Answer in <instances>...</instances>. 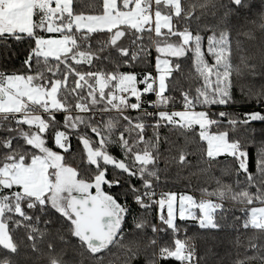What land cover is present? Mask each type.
Instances as JSON below:
<instances>
[{
  "label": "snow or ice",
  "instance_id": "obj_1",
  "mask_svg": "<svg viewBox=\"0 0 264 264\" xmlns=\"http://www.w3.org/2000/svg\"><path fill=\"white\" fill-rule=\"evenodd\" d=\"M209 5L264 33V0H204L199 7ZM196 7L182 0H102L99 13L85 14L74 0H0V41L29 46L21 69L0 71V264H15L16 230H25L38 251L55 225L98 264L114 247L130 254L125 264L138 258L124 244L130 227L150 228V246L158 235L173 238L147 264H197L191 238L180 234L189 221L222 229L224 201L238 206L240 228L264 235V140L253 173L248 143L232 135L238 126L264 122V88L247 93L261 110H228L237 104L234 77L244 70L255 75L256 64L244 56L233 63L228 27L210 35L190 29ZM184 65L199 83L179 89L175 110L172 93ZM169 126L198 135L208 170L230 158L234 168L222 174L234 175L233 182L212 175L215 187H201L199 198L158 192L159 129ZM73 139L82 146L83 169L67 162ZM185 162L181 152L179 163ZM153 211L158 224L143 218ZM48 248V264H64L52 243ZM249 248L253 254L236 264H264V244Z\"/></svg>",
  "mask_w": 264,
  "mask_h": 264
},
{
  "label": "trees",
  "instance_id": "obj_2",
  "mask_svg": "<svg viewBox=\"0 0 264 264\" xmlns=\"http://www.w3.org/2000/svg\"><path fill=\"white\" fill-rule=\"evenodd\" d=\"M76 11L85 14H96L101 11L102 0H74ZM186 8L195 4L193 18L187 21L192 30L200 29L201 34H211L209 29L217 30L228 27L231 31V42L233 48V63L240 64V57H247L249 63L256 64V74L244 70L242 75L234 77V96L237 100L235 107L228 109L233 114L242 115L246 111L261 110L255 101L247 99L248 90L256 92L264 88V33L259 29L253 28L247 22L235 23L230 17L224 16V10L220 7L201 8L199 5L204 0H182ZM219 4L220 0H216ZM226 2V0H224ZM185 22H181L183 27ZM252 33L250 36L249 33ZM206 45V40H205ZM28 44L23 42H13L11 40L0 41V71H15L21 69L22 62L26 58ZM153 52V64H154ZM189 68L183 66L181 73L176 74L177 90L172 93L175 98L176 109H180V91L183 88L187 90L191 87L193 90L198 85V81L188 79ZM243 89V94L241 92ZM154 99L155 97H150ZM152 111L151 108L148 109ZM137 113H132L136 115ZM60 117H58L59 119ZM152 123L153 121H148ZM264 128V122H252L251 126H238V130L232 133L234 138L248 143L251 156L250 170L255 173V157L257 149L261 145L264 137L261 136V129ZM151 129H148V135L151 136ZM160 144L158 156V168L160 170V181L157 191H176L187 192L199 198L201 187H209L211 190L215 187L214 175L220 178L224 183H232L234 175H223L222 170L231 171L234 166L230 163V158L221 157V163H212L208 170V162L205 156L206 145L199 141L198 135L189 133L185 135L180 130L172 127H162L159 129ZM75 139L72 141V155L66 157L67 162L73 167L83 169L86 165L84 154L79 150ZM181 152L186 154V162L179 163ZM116 155H120L117 150ZM254 191V189H253ZM238 206L230 201H224L223 215H218V221L223 225L222 229H201L198 224L189 221L186 224L187 232H181L180 237L185 235L190 239V243L195 248V260L197 264H236L238 260H243L246 256L252 255L253 251L249 248V243L254 242L264 244V235L254 230H244L240 228L241 221L235 219L241 216L237 209ZM143 218L150 223H157L156 211L149 214H142ZM181 227L184 222L177 221ZM44 226L41 225V228ZM64 239L61 240L60 236ZM15 238L19 242L18 254L13 259L15 264H48L50 251L48 244L52 243L55 253L58 254L64 264H98L97 260L79 247L75 238L71 237L66 231L60 230L59 225L49 229V234L42 241H38V251L32 247V242L27 240L25 230H16ZM153 238L151 229L144 232L133 231L129 228L128 235L125 237L124 244L131 247L133 251L138 252V258L132 261V264H147V261L153 258V252H158L162 245H173V238L170 235H158L156 246L149 245V239ZM125 248L114 247L104 255V264H125L127 256ZM160 264H179L174 260L160 261ZM259 264V261L255 262Z\"/></svg>",
  "mask_w": 264,
  "mask_h": 264
},
{
  "label": "rangeland",
  "instance_id": "obj_3",
  "mask_svg": "<svg viewBox=\"0 0 264 264\" xmlns=\"http://www.w3.org/2000/svg\"><path fill=\"white\" fill-rule=\"evenodd\" d=\"M175 110H180V109H175ZM179 193H187V192H179ZM189 194V193H188Z\"/></svg>",
  "mask_w": 264,
  "mask_h": 264
},
{
  "label": "built area",
  "instance_id": "obj_4",
  "mask_svg": "<svg viewBox=\"0 0 264 264\" xmlns=\"http://www.w3.org/2000/svg\"><path fill=\"white\" fill-rule=\"evenodd\" d=\"M155 99V98H154ZM159 192V191H158Z\"/></svg>",
  "mask_w": 264,
  "mask_h": 264
}]
</instances>
